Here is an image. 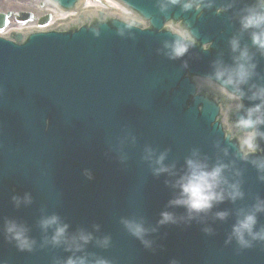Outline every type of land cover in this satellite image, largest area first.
<instances>
[{
	"label": "water",
	"instance_id": "water-1",
	"mask_svg": "<svg viewBox=\"0 0 264 264\" xmlns=\"http://www.w3.org/2000/svg\"><path fill=\"white\" fill-rule=\"evenodd\" d=\"M70 9L81 0H52ZM145 21L123 19L100 10L83 13L73 23L44 31L10 32L0 37V261L4 264H54L70 253L63 247L41 248L45 233L43 216L59 215L70 225L95 235L112 236V246L102 249L90 243L89 253L106 257L113 264H264V244L241 250L225 239L239 209L249 208L256 197L264 199V182L251 163L240 158L243 146L216 117L219 106L209 96L197 93L191 75L206 76L212 63H231L228 41L241 36V45L252 48L248 33L240 34L238 12L252 0H215L212 7L199 0L192 10L179 5L161 13L156 0H119ZM0 14V28L7 24ZM32 18L23 13L18 20ZM49 16L39 19L44 24ZM178 25L196 42L181 59L170 60L157 49L174 37L166 23ZM118 32H123L121 36ZM211 41L206 50L202 45ZM257 72L264 77V57L256 53ZM187 61L188 67H183ZM264 82V81H256ZM251 102L245 98V107ZM232 113L230 122L242 115ZM264 131V127L261 128ZM135 136L120 141L124 137ZM145 145L158 152L168 149L167 164L178 173L193 150L209 163L235 161L242 172L244 198L224 201L202 223L167 225L150 238L156 250L144 249L120 224L121 217H142L154 226L160 211L173 196L167 175L153 176L141 159ZM227 150L225 155L224 150ZM126 155L124 163L119 157ZM264 157V139L257 142L249 159ZM92 172L88 179L84 170ZM31 192L33 203L15 208L13 195ZM177 215L183 208L169 209ZM228 211L224 221L214 218ZM5 218L28 226L36 239L33 252H20L8 243L2 228ZM264 225V213L258 225ZM211 226L214 235L202 229ZM51 235V231L48 232Z\"/></svg>",
	"mask_w": 264,
	"mask_h": 264
},
{
	"label": "clouds",
	"instance_id": "clouds-1",
	"mask_svg": "<svg viewBox=\"0 0 264 264\" xmlns=\"http://www.w3.org/2000/svg\"><path fill=\"white\" fill-rule=\"evenodd\" d=\"M196 2L197 0H156L161 13H166L170 6L177 5L182 11H190ZM199 3L212 7L215 0H199ZM235 3L236 0H230L221 10L228 11L235 6ZM237 15L240 34H249L251 46L256 51L253 52L247 44L242 46L240 35H233L228 41L232 53L231 63H225L223 59L213 61L212 72L200 79L230 102L226 108L222 106L223 123L226 127L235 128L241 133L239 141L246 150L240 153V158L251 163L257 170L258 179L264 182V157L249 159V153L256 151L257 142L264 139V131L261 130L264 127V82H256L264 81V77L257 72L256 60L257 52L264 57V0H252L251 3L245 4ZM167 27L174 38L171 41L165 40L157 52L170 60L181 59L192 46V37L174 25L169 24ZM118 34L124 35L123 32ZM183 67H188L187 61L183 62ZM245 98L251 102V106L245 107ZM241 111L243 114L239 115L234 122H230V114ZM128 138L135 144L136 137L131 134L121 139L120 143L123 144ZM168 151L165 149L158 152L150 145H145L141 156V159L148 164L153 176L167 175L171 178L165 180V184L173 189V196L165 209L160 211L155 225L148 226L142 217L120 218V224L124 230L149 251L156 250V241L150 237L159 232L161 227L190 226L193 221L202 223L203 218L218 204L226 200L235 203L244 198L240 179L242 172L235 168V161L225 163L218 158L215 163L210 164L207 156H201L199 150H193L192 154L185 159L184 170L178 173L174 162L165 163ZM224 153L227 155L226 149ZM126 159V155L119 157L120 163H124ZM84 174L88 179L93 178L92 172L88 169L84 170ZM11 202L15 208L19 209L21 205H31L33 196L31 192L26 191L23 195H13ZM175 208H183V214L177 215L176 212L169 210ZM262 213H264V199L259 196L249 208L239 209L235 223L232 224L231 231L224 241L225 244L229 245L234 241L241 250L264 244V225L257 227L258 215ZM213 215L215 219L224 221L230 213L225 210L217 211ZM39 226L45 233L39 245L41 248L48 245L56 248L63 247L65 252L70 253L65 259L54 260V264H113V261L106 257L86 251L87 245L93 242L96 247L102 249L112 246L111 235H95L100 231V225L94 224L93 231L78 228L70 233V225L53 213L43 216ZM49 231H51L50 236ZM202 231L205 235H214V229L211 226L204 227ZM29 233L30 229L26 224L16 219H4L2 235L18 251L36 250L37 241ZM0 264L4 262L0 261ZM169 264H180V261L172 258Z\"/></svg>",
	"mask_w": 264,
	"mask_h": 264
},
{
	"label": "rangeland",
	"instance_id": "rangeland-1",
	"mask_svg": "<svg viewBox=\"0 0 264 264\" xmlns=\"http://www.w3.org/2000/svg\"><path fill=\"white\" fill-rule=\"evenodd\" d=\"M48 5L44 0H0V12H10L11 16L9 17V23L11 25H22L30 24L37 22V15L40 14V11L36 9L37 6L40 8H47ZM30 12L35 14L34 18L25 20L23 22H17L13 15L17 12Z\"/></svg>",
	"mask_w": 264,
	"mask_h": 264
},
{
	"label": "bare ground",
	"instance_id": "bare-ground-1",
	"mask_svg": "<svg viewBox=\"0 0 264 264\" xmlns=\"http://www.w3.org/2000/svg\"><path fill=\"white\" fill-rule=\"evenodd\" d=\"M61 15V14H60Z\"/></svg>",
	"mask_w": 264,
	"mask_h": 264
}]
</instances>
